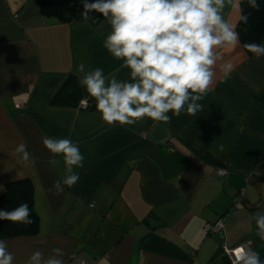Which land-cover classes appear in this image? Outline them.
Segmentation results:
<instances>
[{
  "label": "crops",
  "instance_id": "crops-1",
  "mask_svg": "<svg viewBox=\"0 0 264 264\" xmlns=\"http://www.w3.org/2000/svg\"><path fill=\"white\" fill-rule=\"evenodd\" d=\"M53 1L0 0V184L30 178L40 221L37 235L2 238L15 264L57 247L64 264H231L223 247L232 255L241 244L264 261L253 219L264 214V57L248 54L241 40L222 50L236 71L227 81L217 71L196 116L109 126L76 67L84 62L105 74L120 67L103 47L110 28L69 0ZM238 16L228 14L237 24ZM70 75L77 103L52 104ZM116 75L128 79V70ZM81 100L90 106L79 108ZM44 137L69 138L85 157L74 168L79 181L59 195L53 182L66 168ZM20 143L31 153L27 163L14 152ZM217 221L219 228L205 230Z\"/></svg>",
  "mask_w": 264,
  "mask_h": 264
},
{
  "label": "clouds",
  "instance_id": "clouds-1",
  "mask_svg": "<svg viewBox=\"0 0 264 264\" xmlns=\"http://www.w3.org/2000/svg\"><path fill=\"white\" fill-rule=\"evenodd\" d=\"M83 17L99 13L110 31L103 47L120 67L105 74L102 68H88L84 62L76 67L79 82L95 101L96 111L109 126H133L144 119L168 123L171 116L182 113L196 116L203 111L200 101L213 90L217 71L227 81L237 65L225 59L222 50L240 46L237 23L228 18L239 13L238 21L247 24L251 13H244L245 0H82ZM259 10L258 0H246ZM247 31V29H245ZM243 48L256 59L264 57V44L244 43ZM128 70V79H118L120 69ZM43 146L53 156H62L66 174L53 182L55 194L63 186L79 181L74 168L83 167L84 155L69 138L44 137ZM218 150L224 152V146ZM24 163L31 159L26 143L14 149ZM54 166L57 161L51 160ZM4 186L0 184V191ZM256 235L264 241V214L253 216ZM0 220L31 224V210L22 203L11 210L0 209ZM61 248L45 256L34 250L24 264H64ZM232 264H264L260 254L248 244L232 249ZM8 242L0 239V264H15Z\"/></svg>",
  "mask_w": 264,
  "mask_h": 264
},
{
  "label": "trees",
  "instance_id": "trees-1",
  "mask_svg": "<svg viewBox=\"0 0 264 264\" xmlns=\"http://www.w3.org/2000/svg\"><path fill=\"white\" fill-rule=\"evenodd\" d=\"M41 4H48L54 2L53 0H38ZM73 8L83 13L82 0H69ZM260 9L257 11L248 6L246 0L242 4L244 13H251L247 24L239 21L237 24V31L242 45L244 43H259L264 41V0H258ZM94 23L101 20L103 17L99 13L88 16ZM247 29V31H245ZM247 52V50L245 49ZM248 54H251L247 52ZM79 87L74 76H69L67 81L55 93L52 99V104H72L77 103L79 95ZM26 203L31 210V224L12 223L7 220H0V239L19 237V236H33L39 232V215L34 207V188L30 178H20L9 181L5 184L4 191L0 194V209L11 210L18 205ZM214 261L211 260L210 264ZM230 263L232 264L231 260Z\"/></svg>",
  "mask_w": 264,
  "mask_h": 264
},
{
  "label": "built area",
  "instance_id": "built-area-1",
  "mask_svg": "<svg viewBox=\"0 0 264 264\" xmlns=\"http://www.w3.org/2000/svg\"><path fill=\"white\" fill-rule=\"evenodd\" d=\"M89 106H90V105H89V103H88L86 100H81L80 103H79V108L87 109ZM225 172H226V171H225L224 169H219V170H218V173H219V174H222V173H225ZM91 205H93V204H91ZM220 225H221V221H217V222H215V223H208V224L206 225V227H205V230H207V231H212V230H215V229L219 228ZM223 249H224V252H225L229 257H231V253H230L229 248L226 247V246H224ZM230 260H231V258H230ZM81 264H84V262H82Z\"/></svg>",
  "mask_w": 264,
  "mask_h": 264
}]
</instances>
